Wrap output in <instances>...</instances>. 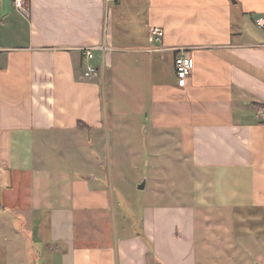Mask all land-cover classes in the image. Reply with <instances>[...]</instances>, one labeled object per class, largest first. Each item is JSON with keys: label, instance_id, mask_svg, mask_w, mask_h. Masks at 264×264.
<instances>
[{"label": "crops", "instance_id": "crops-1", "mask_svg": "<svg viewBox=\"0 0 264 264\" xmlns=\"http://www.w3.org/2000/svg\"><path fill=\"white\" fill-rule=\"evenodd\" d=\"M27 7L0 0V264H264V0ZM103 44L86 77L82 48ZM123 122L151 133L149 157L133 153L150 172L178 149L188 203L116 197L103 137Z\"/></svg>", "mask_w": 264, "mask_h": 264}, {"label": "rangeland", "instance_id": "rangeland-1", "mask_svg": "<svg viewBox=\"0 0 264 264\" xmlns=\"http://www.w3.org/2000/svg\"><path fill=\"white\" fill-rule=\"evenodd\" d=\"M119 108H127V95L118 92ZM122 129L118 134L112 130H107L104 135L106 143V153L116 156L120 160V171L124 177L120 180L122 192L116 190V197L119 200L134 201L136 204L144 203H175L176 193L179 194V200L188 203L191 196L192 183L189 179V171L180 162L178 149L173 146L161 149L162 157H157L158 163L153 165L156 169L150 172L148 169L152 164L145 165L143 162L133 163V153L140 152L137 159H140L144 152L148 156V140L151 133H131L127 130L126 122H123ZM119 140L116 141V136ZM124 135V137H122ZM146 138V139H145ZM153 149V148H152ZM154 151V150H153ZM152 151V154H153ZM152 159V158H151ZM148 168V169H147ZM145 184L144 188H139L140 184Z\"/></svg>", "mask_w": 264, "mask_h": 264}, {"label": "built area", "instance_id": "built-area-1", "mask_svg": "<svg viewBox=\"0 0 264 264\" xmlns=\"http://www.w3.org/2000/svg\"><path fill=\"white\" fill-rule=\"evenodd\" d=\"M13 1L16 7H18L20 10H22L23 12L28 11L27 0H13ZM256 23L258 26L264 27V18L263 17L258 18L256 20ZM163 38H164V30L161 28H155L154 40L160 43L162 42ZM106 49L107 47L105 44L96 45V46H87L82 48V55L84 61L86 62V71H85L86 77H92L99 71L102 64L100 66L97 64V52L100 50L104 54ZM195 67H196V61L191 53L187 51H182L176 56L175 71L179 86L184 87L187 85L188 80L191 77ZM262 117L264 119V113L262 114Z\"/></svg>", "mask_w": 264, "mask_h": 264}, {"label": "water", "instance_id": "water-1", "mask_svg": "<svg viewBox=\"0 0 264 264\" xmlns=\"http://www.w3.org/2000/svg\"><path fill=\"white\" fill-rule=\"evenodd\" d=\"M144 187H145V184H144V183L139 185V188H140V189H141V188H144Z\"/></svg>", "mask_w": 264, "mask_h": 264}]
</instances>
